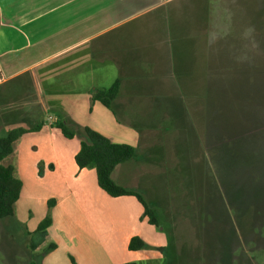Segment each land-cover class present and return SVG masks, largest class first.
<instances>
[{"label": "rangeland", "instance_id": "1", "mask_svg": "<svg viewBox=\"0 0 264 264\" xmlns=\"http://www.w3.org/2000/svg\"><path fill=\"white\" fill-rule=\"evenodd\" d=\"M262 12L257 49L241 53L240 48L218 47L211 70L201 68L194 89L178 88L172 94L178 109L164 113V156L160 163L148 164L147 179L138 190L162 226L141 221L142 206L131 197H111L100 189L93 167L82 170L77 181L72 178L85 126L69 123L74 138L55 127L54 144L27 134L6 160L19 162L24 186L13 219H0V264H78L76 259L86 264H264V8ZM208 91L212 105L223 94L230 107L229 133L216 141L206 136ZM240 93V101L231 99ZM49 161L62 165L57 173L49 175ZM62 173L68 177L63 183ZM71 188L79 199L66 210ZM51 197L61 200L56 211L49 208ZM47 216L54 218L50 232L58 244L40 260L39 252L30 254L26 244ZM130 233L145 242L142 250L128 249Z\"/></svg>", "mask_w": 264, "mask_h": 264}, {"label": "crops", "instance_id": "2", "mask_svg": "<svg viewBox=\"0 0 264 264\" xmlns=\"http://www.w3.org/2000/svg\"><path fill=\"white\" fill-rule=\"evenodd\" d=\"M263 8L264 0H0V138L6 130L43 124L21 137L32 133L54 144L56 120L90 126L135 147L112 176L138 191L148 164L164 156V113L178 109L172 94L194 89L218 47L257 49ZM116 82L114 110L91 100ZM61 166L49 161V175ZM75 169L77 181L86 168ZM76 188L67 189L66 210L78 203ZM50 199L56 211L61 200ZM135 236L127 234V245Z\"/></svg>", "mask_w": 264, "mask_h": 264}, {"label": "trees", "instance_id": "3", "mask_svg": "<svg viewBox=\"0 0 264 264\" xmlns=\"http://www.w3.org/2000/svg\"><path fill=\"white\" fill-rule=\"evenodd\" d=\"M211 64L212 62L209 64V68L207 66L206 70H211ZM240 69L241 66L238 64V70L240 71ZM231 79L232 78L229 80ZM236 80L237 79L234 78L233 84L236 83ZM221 81L222 79H218L216 83L218 85H223L222 83H219ZM210 83H212V80ZM237 86L238 88L240 86L239 80H237ZM209 93L210 92L208 91L205 95L209 102L206 114V136L209 141L211 139H215L216 141L221 135H223V133V138L229 133L227 113L229 112L230 107L226 106L228 96H224L223 94H218L220 100L215 106L212 105V95ZM118 94L119 82H116L108 89L96 91L92 95L91 100L99 101L107 108L114 110L113 104ZM231 99H234V101H240L242 99L241 93L232 95ZM42 126L43 124L14 128L0 138V219H13L15 216V206L23 189V181L17 174L16 163H6V160L10 159L14 154L15 145L22 135L32 131H40ZM52 126L57 128L67 138H74L76 136L75 132L70 130L67 123L62 119L53 122ZM83 132L85 133V137L81 140L80 149L75 156V161L79 169L93 167L96 171L97 184L104 192L112 197L132 196L136 198V200H138L143 206L142 219L146 220L149 225L156 227L162 226L156 210L146 202L143 196L138 191L128 189L118 184L112 176L113 171L119 164L124 163L135 156V147L129 144L116 143L108 136L89 126L83 127ZM223 143L226 145L227 141ZM224 151L227 155L225 146ZM55 203L56 201L54 199H50L48 201L49 208H52ZM52 222V218L47 216L38 225L36 230L28 234L26 248L30 254H36V252H39L38 254L41 256L40 260L49 252L57 248L55 243L49 241L48 229L52 225ZM144 247L145 242L138 236L132 237L129 241L128 248L132 251H140ZM73 264H76L75 261H73ZM124 264L137 263L129 262Z\"/></svg>", "mask_w": 264, "mask_h": 264}]
</instances>
